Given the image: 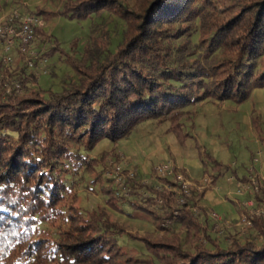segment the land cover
Returning <instances> with one entry per match:
<instances>
[{"label": "trees", "instance_id": "1", "mask_svg": "<svg viewBox=\"0 0 264 264\" xmlns=\"http://www.w3.org/2000/svg\"><path fill=\"white\" fill-rule=\"evenodd\" d=\"M49 12L35 14L46 18ZM101 12L124 22L122 37L114 49L106 39L68 55L76 81L48 95L5 94L0 86V264H118L123 228L104 207L82 209L70 189L87 151L103 138L115 143L128 137L144 121L167 122L184 144L185 122L194 117L188 107L203 100L241 103L264 87V0H64L50 14L83 19ZM21 82L26 87L28 80ZM251 124L263 133L257 114ZM199 150L203 164L209 160L220 169L214 183L228 167ZM96 163L89 159L82 172L94 171ZM205 191H195L178 207L174 222L184 239L180 233L132 236L152 264H264V241L223 246L203 233L211 248L186 247L185 239L203 231L192 208ZM154 193L170 210L177 208L174 193ZM116 201L111 195L107 203L117 208ZM133 205L159 227L163 218H172L171 212ZM251 227L264 234V214Z\"/></svg>", "mask_w": 264, "mask_h": 264}, {"label": "rangeland", "instance_id": "2", "mask_svg": "<svg viewBox=\"0 0 264 264\" xmlns=\"http://www.w3.org/2000/svg\"><path fill=\"white\" fill-rule=\"evenodd\" d=\"M63 2L64 0H0V17L6 11L14 10L36 13L37 9H44L45 11L55 12L61 8ZM50 12L46 15V18L43 14H38L41 20L40 29L42 33L37 32L32 45V49L37 53L34 67L28 69L27 72L25 71L23 76L20 75L21 78L28 80L27 86L22 87L21 94H26L30 90H37L48 95L51 91L61 90L76 81L78 76L69 63L68 55L75 53L78 56L84 45L93 42L104 45L106 39L110 41V49H114L125 28V24L121 19L108 12H101L83 19L68 18L61 14L52 15ZM54 45H57L58 49L54 50L52 54H47ZM201 52V49L197 47L196 55H200ZM13 64L17 67L22 65L16 51H14ZM10 67L12 70L15 69L12 66ZM188 109L193 113L207 114L208 119H206L205 125L207 128L205 132L200 133L196 138L189 139L187 137L188 139H185L186 147H180L179 149L181 155H187L194 161V164L185 163L184 165L193 180L186 176L183 169L177 167L193 183L201 184L200 190H194L190 198L195 191L199 192L206 189V203L210 207L205 206L202 198L192 208L193 216L203 231L195 237L185 239L186 247L201 243L211 248L203 233H208L215 242L223 246L234 241H254L258 246L261 245L264 241V234L259 233L254 227H244L240 223V217L246 212L247 208L244 200L251 198L252 192L244 191L242 196L245 199L241 198L237 194L240 184L238 182H236V185L231 183L232 180L234 181L233 177L228 179L227 177L230 168L237 170L238 173H243L245 171L244 164L251 163V165L260 166L261 160L264 161V87L254 88L250 97L241 103L224 100L217 104L209 100H203L188 107ZM256 114L260 118L262 134L256 133L251 124V117ZM189 122L186 121L185 126ZM166 125L163 124L162 127ZM142 128L148 132L153 131L155 126L149 124ZM213 141L220 144L221 149L214 150ZM124 146L127 147V144L124 143ZM199 146L223 166H230V168L223 171L214 183L200 182L204 178V174L212 178L213 174L218 173L220 169L214 168L213 163L209 160L203 164V155L199 150ZM123 148L119 141L113 143L107 138L99 140L92 149L87 151V155L81 161L82 166L72 175L75 182L72 183L73 186L70 189L78 196L76 200L82 209L92 210L97 209L99 206L104 207L110 221L117 227L123 228L124 234L118 236V242L121 245V253L117 258L118 264H152L154 260L150 258V254L143 243L132 238V236L152 234L156 237H172L180 233L182 239H184V229L174 222V218L179 216L180 210L177 209L178 215L174 216L172 214L173 209L170 210L168 206L157 202H149L148 198L142 196V192L156 183L154 180L157 179L154 174V167L167 161L159 162L156 158H153L151 164L146 161L145 163L149 168L148 172H145L147 168H139V162H134L132 157L122 151ZM168 156L170 158L169 162L175 165V158L171 152ZM89 159H94L97 162L94 165V171L85 170L82 172ZM109 160H114L123 167L136 172L137 177L132 180L133 185L130 186V198L115 196V184L104 173ZM254 167H252L250 176L255 175L257 179L264 176L263 169L256 170ZM143 181L147 182L144 183ZM239 181L247 183L242 179H239ZM107 189H111V193H108ZM111 195L117 200V208L107 203ZM226 200L233 204L235 213H233ZM133 204H142L159 213L171 212L172 218H163L161 224L159 223L161 227H159L158 221L149 213L135 208ZM213 214L217 216H213ZM165 221L171 222L166 224ZM54 225H57V222ZM54 225L49 224L47 227L54 231Z\"/></svg>", "mask_w": 264, "mask_h": 264}, {"label": "built area", "instance_id": "3", "mask_svg": "<svg viewBox=\"0 0 264 264\" xmlns=\"http://www.w3.org/2000/svg\"><path fill=\"white\" fill-rule=\"evenodd\" d=\"M40 17L31 12H20L17 10L6 11L0 17V86L5 94L20 93L23 87L21 76L24 72L34 67L37 53L32 49L37 29L40 28ZM14 51L19 55L22 65L14 66ZM15 68L14 70L11 69ZM21 75V76H20ZM105 175L115 184V196L130 198V186L133 185L137 175L132 169H127L114 160H109L108 166L104 169ZM154 174L157 179L151 188L142 192V196L155 198V201L164 205L163 197H156V191L174 193L176 207L184 205L194 190H200L201 184L193 183L179 168L167 161L154 167ZM130 181V182H128ZM144 183L147 181H143ZM211 183V178L204 176L202 181ZM247 183L238 182L237 194L243 195L244 191H251L252 197L244 200L246 212L240 217V223L244 227H251L255 216L264 214V176L259 179L255 175H249ZM139 192V191H138ZM260 196V200L257 198ZM243 199H245L243 197ZM178 208H173L172 214L178 215ZM213 216H217L213 214ZM171 221H165L169 224Z\"/></svg>", "mask_w": 264, "mask_h": 264}, {"label": "crops", "instance_id": "4", "mask_svg": "<svg viewBox=\"0 0 264 264\" xmlns=\"http://www.w3.org/2000/svg\"><path fill=\"white\" fill-rule=\"evenodd\" d=\"M206 119H208L207 114H204L201 112L194 113L193 119L188 123V125L185 126V130L187 129L186 131L189 134L188 136L189 139L192 137L196 138L198 137L200 133L205 132L207 128V126H205L207 122ZM149 124H153L155 126L153 131H148V132L144 131L142 127L149 125ZM163 124H167V125L165 127H162ZM167 128H168L167 122H164L159 125H157L156 123L152 121L142 122L141 124L138 125L137 128H135V130H133L130 133L128 137H126V139L119 140V143L121 144V146L124 147L122 151H124L126 155L132 157L134 162H137V163L139 162V168H143V167L147 168L145 172H148V168H149V166H147V164L145 163L146 161H149V164L152 163L151 161L153 160V158L158 159L159 162L169 161L170 158L168 154H170L171 152V154L175 158L174 164L180 167L181 169H183L186 176L189 179L193 180V178H191L192 176L189 174L188 170L184 167V165L185 163L194 164V161L187 155H184V154L181 155V152L179 151L180 147H186V141L184 142V145H181L179 141L177 140L176 136L171 131L167 130ZM124 143L127 144V147L124 146ZM213 143H214L213 144L214 150L221 149L220 144L214 141ZM141 161L142 163H140ZM189 161H192V162H189ZM263 162L261 160L260 166L251 165V163L244 164L243 167L245 168V171H243V173H238L237 170L230 168V166H227L228 168H230V170L228 171L229 176L227 177V179L229 177H233L234 181L232 180L231 183H234L235 185H236V182H239V179H242L243 181H247L248 176L252 172V167L255 166L254 168H256V170L263 169L262 171L264 172ZM206 195H207V191L205 192L203 196V201L205 202V206L207 205L208 207H210V205L206 203V198H207ZM240 197L243 198L242 195H240ZM226 202L229 203V206L232 208L233 213H235L233 204L227 200Z\"/></svg>", "mask_w": 264, "mask_h": 264}]
</instances>
